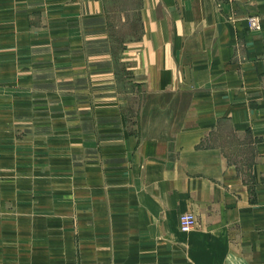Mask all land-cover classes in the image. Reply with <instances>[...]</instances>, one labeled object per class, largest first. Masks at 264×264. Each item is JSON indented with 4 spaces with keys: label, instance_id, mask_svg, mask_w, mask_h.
Returning <instances> with one entry per match:
<instances>
[{
    "label": "crops",
    "instance_id": "0c3cea01",
    "mask_svg": "<svg viewBox=\"0 0 264 264\" xmlns=\"http://www.w3.org/2000/svg\"><path fill=\"white\" fill-rule=\"evenodd\" d=\"M0 264H264V0H0Z\"/></svg>",
    "mask_w": 264,
    "mask_h": 264
},
{
    "label": "built area",
    "instance_id": "2783aa9c",
    "mask_svg": "<svg viewBox=\"0 0 264 264\" xmlns=\"http://www.w3.org/2000/svg\"><path fill=\"white\" fill-rule=\"evenodd\" d=\"M248 26L251 30H259L260 23L256 16L248 17ZM197 226V218L192 212H185L179 216V227L183 232L192 230Z\"/></svg>",
    "mask_w": 264,
    "mask_h": 264
},
{
    "label": "bare ground",
    "instance_id": "6f19581e",
    "mask_svg": "<svg viewBox=\"0 0 264 264\" xmlns=\"http://www.w3.org/2000/svg\"><path fill=\"white\" fill-rule=\"evenodd\" d=\"M193 229H195V228H193ZM193 229H192V230H193ZM179 230H180L181 232H183V231L180 229V227H179ZM192 230H190V231H192ZM190 231L183 232V233H188V232H190Z\"/></svg>",
    "mask_w": 264,
    "mask_h": 264
}]
</instances>
